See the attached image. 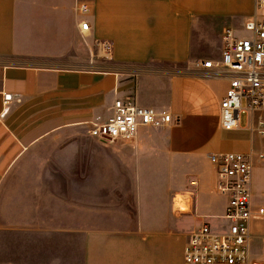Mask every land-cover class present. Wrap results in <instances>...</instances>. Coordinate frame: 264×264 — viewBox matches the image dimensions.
I'll use <instances>...</instances> for the list:
<instances>
[{
  "label": "crops",
  "instance_id": "obj_1",
  "mask_svg": "<svg viewBox=\"0 0 264 264\" xmlns=\"http://www.w3.org/2000/svg\"><path fill=\"white\" fill-rule=\"evenodd\" d=\"M254 2L0 0V231L40 232L56 239V264H184L190 230L204 221L215 224L228 203L216 190L209 154L264 145L251 134L247 119L235 129L221 126L220 102L229 79L197 66L199 59L220 58L224 27H240ZM81 4L89 9L81 11ZM83 20L89 24L84 34ZM215 39L217 50L212 51ZM99 41L112 44L113 67L96 65ZM173 65L190 71L179 73ZM129 97L180 119L161 132L155 129L157 138L151 136L153 129L141 128L137 148L120 144L115 149L143 167L146 160L140 163V157L158 151L173 173L181 169L175 188L190 201L193 213L177 214L167 228L147 229L144 212L137 226L83 225L79 204L74 203L73 218L67 217L61 198L51 202L53 191L42 185L50 177L28 169L50 166L43 150L51 142L104 122L114 101ZM107 146L97 144L100 151H108ZM104 163L109 167V161ZM141 178L138 170L134 181ZM250 187L254 203L264 204V164L254 162Z\"/></svg>",
  "mask_w": 264,
  "mask_h": 264
},
{
  "label": "built area",
  "instance_id": "obj_2",
  "mask_svg": "<svg viewBox=\"0 0 264 264\" xmlns=\"http://www.w3.org/2000/svg\"><path fill=\"white\" fill-rule=\"evenodd\" d=\"M79 9L87 11L89 7L81 4ZM88 29V22L83 20V34ZM98 45L110 56L109 41H99ZM197 66L229 79L220 102L221 126L227 130L239 127L241 114L246 113L251 134L264 140V0H255L252 14L240 27H224L219 59L202 58L197 60ZM179 120L164 108L138 104L134 97L118 98L109 118L91 123L87 132L100 141L129 142L141 128L166 127ZM209 159L216 169V190L228 198L223 215L227 227L216 231L204 221L194 228L184 249V264H251V227L254 222L264 224V204L254 203L250 183L254 162L264 164V145L247 152H212ZM189 195L191 200L192 192ZM260 237L264 241V234Z\"/></svg>",
  "mask_w": 264,
  "mask_h": 264
},
{
  "label": "rangeland",
  "instance_id": "obj_3",
  "mask_svg": "<svg viewBox=\"0 0 264 264\" xmlns=\"http://www.w3.org/2000/svg\"><path fill=\"white\" fill-rule=\"evenodd\" d=\"M237 32L241 33L239 30ZM217 44V39L213 40L209 49L217 50ZM99 54L101 59L96 63L97 66L113 67L109 56L103 51H99ZM175 67L179 73L190 71L188 67L173 65ZM246 117V113L241 114L242 123L246 122ZM147 128L161 132L165 127ZM87 130H72L51 142L43 150L44 156L51 162L50 166L28 168L32 174L50 177V183L42 185L46 184L47 188L50 186L51 192L53 191L51 202H57L61 198L59 202L65 204V210L69 214L67 217L73 218L74 203H78L83 225L125 227L137 226L141 213L144 212L146 227L149 229L158 227L159 224L167 228L165 224L171 223L172 218L175 224L177 214L181 216L193 213L190 201L184 200L181 192L175 188L181 183V169L173 173V167L169 166V160L164 155L160 156L158 151L147 152L145 157L139 159L140 163L146 160V166H137L132 157L128 161L126 157H122L121 151L115 149L120 144L128 145L131 149L137 148L138 135L129 142H110L91 137ZM156 132H150L151 136L157 138ZM99 143L110 146H107L108 151H100L101 147H97ZM69 144L73 147L65 150ZM105 161H109V167L105 166ZM128 162L129 166L125 167ZM138 170L142 178L136 182L134 180L138 178ZM176 204L188 210L180 211ZM255 224L251 237L250 260L251 264H264V241L260 239V235L264 234V224ZM211 225L216 231H221L226 229L227 221L219 218ZM53 244L56 245V239L52 240L40 232L24 234L0 231V264H56L57 261L52 256Z\"/></svg>",
  "mask_w": 264,
  "mask_h": 264
},
{
  "label": "bare ground",
  "instance_id": "obj_4",
  "mask_svg": "<svg viewBox=\"0 0 264 264\" xmlns=\"http://www.w3.org/2000/svg\"><path fill=\"white\" fill-rule=\"evenodd\" d=\"M176 205H178V204H176ZM178 207H179V208H181L182 210L184 209V208H183V207H181L180 205H178Z\"/></svg>",
  "mask_w": 264,
  "mask_h": 264
}]
</instances>
